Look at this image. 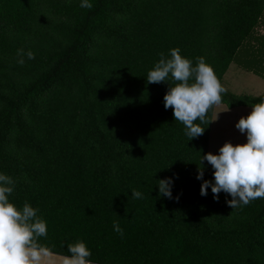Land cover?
Wrapping results in <instances>:
<instances>
[{"label":"trees","instance_id":"16d2710c","mask_svg":"<svg viewBox=\"0 0 264 264\" xmlns=\"http://www.w3.org/2000/svg\"><path fill=\"white\" fill-rule=\"evenodd\" d=\"M91 2L0 0V172L15 181L10 202L38 209L48 230L39 242L61 256L82 240L94 264H264V199L232 209L224 192L200 195L214 106L203 135L188 140L164 108L174 82H147L175 48L194 65L204 58L221 84L237 53L264 79V0ZM20 49L35 59L17 63ZM261 99L222 94L230 109ZM213 171L204 161L203 180ZM168 177L171 199L158 196Z\"/></svg>","mask_w":264,"mask_h":264},{"label":"clouds","instance_id":"9594fccd","mask_svg":"<svg viewBox=\"0 0 264 264\" xmlns=\"http://www.w3.org/2000/svg\"><path fill=\"white\" fill-rule=\"evenodd\" d=\"M79 6L90 10L93 3L80 0ZM25 55L28 60L35 59L33 52L25 53L20 49L17 63L23 65ZM169 79L174 86L169 84ZM147 82L169 84L163 97L164 108L172 109L174 120L184 125L188 140L203 135L206 127L200 125L210 123L206 120L208 111L222 103V94L226 91L204 58H199L194 65L181 56L178 48L170 49L167 56L160 54L159 61L147 74ZM251 108V112L235 124V128L246 136V142L236 145L225 142L217 154L201 156L196 176L203 181L201 196H206L210 188L213 198L218 200L219 194L224 192L231 196L226 203L232 209L264 199V99ZM197 120L199 124L195 123ZM204 161L214 170L213 180H203ZM173 184L171 177L158 180V196L171 199ZM14 190V179L0 172V264H42L45 258L53 255L50 248L39 242L41 237H47V222L29 203L25 202L21 208L11 203L9 197ZM131 194L136 199L142 198L139 191L133 190ZM113 228L124 235L118 224ZM67 251L69 255L63 257L62 264H92V252L84 241L68 244Z\"/></svg>","mask_w":264,"mask_h":264},{"label":"rangeland","instance_id":"374dc122","mask_svg":"<svg viewBox=\"0 0 264 264\" xmlns=\"http://www.w3.org/2000/svg\"><path fill=\"white\" fill-rule=\"evenodd\" d=\"M261 31L264 32V27ZM244 62L245 60L237 53L224 75L223 87L236 94L257 96L264 93V79L244 69L241 66ZM251 110L252 108L244 106L230 109L222 103L214 105L208 142L210 153L217 154L225 142H231L233 145L246 142V136L235 128V124L242 116L246 117Z\"/></svg>","mask_w":264,"mask_h":264},{"label":"crops","instance_id":"0c3cea01","mask_svg":"<svg viewBox=\"0 0 264 264\" xmlns=\"http://www.w3.org/2000/svg\"><path fill=\"white\" fill-rule=\"evenodd\" d=\"M237 109V108H236ZM64 256L54 254L50 257L45 258L42 264H62V259ZM94 264V263H92Z\"/></svg>","mask_w":264,"mask_h":264}]
</instances>
